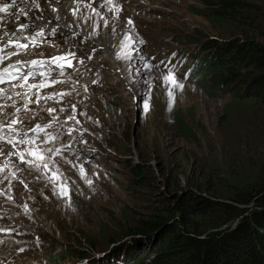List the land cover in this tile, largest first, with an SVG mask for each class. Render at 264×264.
Returning <instances> with one entry per match:
<instances>
[{
  "label": "rangeland",
  "instance_id": "1",
  "mask_svg": "<svg viewBox=\"0 0 264 264\" xmlns=\"http://www.w3.org/2000/svg\"><path fill=\"white\" fill-rule=\"evenodd\" d=\"M82 1L92 4L96 0ZM117 1V10L109 0L108 8L85 12L80 20L84 32L75 30L70 39L61 35L64 28H60L57 34L48 31L32 37L31 46L22 44L27 46L25 59H47L73 50L74 54L66 57L73 66L63 74L46 79L36 71L25 81L26 74L21 71L0 82V126L19 121L12 125L15 132L0 128V136L5 137L0 139V229L8 230L0 231V264H100L91 260L100 254L90 249L91 242L99 241V250H103L111 236H119L129 221L145 215L156 203L152 190L159 192L171 181L184 184L185 176H177L181 172L201 181L197 170L202 167L196 165L195 156L181 168L186 163L183 149L198 151L194 143L178 138L173 124L180 115L195 120L192 124L196 128L205 126L207 136L216 133L219 114L229 96L214 95L194 80L195 75L187 68L193 55L186 52L192 46L182 42L185 36L205 42V36H213L214 29L185 6L198 10L202 6L195 0ZM5 3L9 9L0 12L2 16L10 13L12 5L0 0V5ZM58 4L64 11L65 0H58ZM55 24L52 22L51 28ZM103 25L113 28L114 48L98 44L105 45ZM93 29L94 33L90 31ZM125 37H133L139 51H130ZM5 38L0 39V46L14 37ZM100 51L104 55L98 59ZM108 67L113 72L105 74ZM115 69L119 74L127 71L129 79L132 72V93L120 89ZM169 71L183 88L164 81ZM42 82L45 87H29ZM36 124L49 126L31 132ZM46 133L54 139L46 140ZM33 138L34 142L28 143ZM201 138L207 141L206 135ZM34 148L47 150V169L27 162L29 157L35 160L26 151ZM56 149L59 154L53 155ZM206 155L210 153L206 151ZM139 162L149 164L154 171L140 181L141 186L133 181L131 169ZM65 181L67 195H61L58 185ZM64 250L72 257L50 262ZM83 250L89 259L77 257Z\"/></svg>",
  "mask_w": 264,
  "mask_h": 264
},
{
  "label": "trees",
  "instance_id": "2",
  "mask_svg": "<svg viewBox=\"0 0 264 264\" xmlns=\"http://www.w3.org/2000/svg\"><path fill=\"white\" fill-rule=\"evenodd\" d=\"M195 1L202 6L198 10L185 6L204 17L214 35L205 42L183 38L184 46H192L186 48L193 55L188 72L207 91L229 96L213 137L205 126L194 127L193 119L178 115L173 124L178 138L198 151L183 149L181 168L195 156L201 181L181 172L177 176H185L184 184L171 181L152 190L156 203L145 215L111 236L105 249L91 242L90 249L100 253L94 262L264 264V0ZM133 165L138 186L149 171L154 174L149 164ZM70 253L64 250L50 262L69 259ZM76 255L89 259L84 250Z\"/></svg>",
  "mask_w": 264,
  "mask_h": 264
},
{
  "label": "bare ground",
  "instance_id": "3",
  "mask_svg": "<svg viewBox=\"0 0 264 264\" xmlns=\"http://www.w3.org/2000/svg\"><path fill=\"white\" fill-rule=\"evenodd\" d=\"M8 1L11 2L12 4L10 7V13L7 16H2V14H0V39L5 37L6 38L14 37L12 39L16 41L18 37H21L22 38L21 42L16 41L21 45L23 43L28 42L25 40L24 38L25 36L23 35L34 37L37 36L38 33L40 35H43L45 33H48V31H51V33L55 32L57 34L58 32H56V30H61L60 28H64L61 35L67 39H70L71 36L74 34V32H76L75 30H81V32H84L83 27L85 26L80 23V20L82 21L85 12L102 11L108 8V2H109V0H96L92 4H86L82 0H65L66 7L64 8V11H60L58 9L60 7V5L58 4V0H35V4H38V7L34 6L33 0H15V2L14 0H8ZM112 1H113V3L111 2L112 7L115 10H117V6L119 5V2L117 0H112ZM99 16L102 21H105V16L103 14ZM52 22L56 23L55 24L56 27L52 26L51 28L50 24ZM62 22H64L67 25V27ZM21 24L27 25V27L21 28L20 27ZM102 30H103L102 39L105 45H102L103 43L100 42L97 43L105 47L106 49L113 47L112 44L114 43V39H113L114 34H113L112 26L103 25ZM90 31L94 33L96 30L93 29ZM61 35L60 37H62ZM87 35L88 34H86V36ZM90 36L93 38V35ZM12 39H8L6 41H10ZM87 40L89 39L86 38L85 41ZM134 41L135 40L133 37L129 38L128 40L126 39L124 40V42L127 44L128 49L132 52L136 50L139 51L138 49H136V44L134 43ZM0 42H2V40H0ZM16 48L17 47L15 43L7 42L6 45L3 44L2 46H0V57H6L8 55H11L9 61H11L13 58L24 59L25 56H23V53L24 51L27 50V46L25 45V47L21 49L18 48L16 49ZM14 51L16 52L12 53ZM4 61L5 58H0L1 66L6 63ZM131 73L129 74H130V79L132 80ZM11 146L14 147L13 145ZM29 158L26 159H28V161L33 160V158L30 159Z\"/></svg>",
  "mask_w": 264,
  "mask_h": 264
},
{
  "label": "snow or ice",
  "instance_id": "4",
  "mask_svg": "<svg viewBox=\"0 0 264 264\" xmlns=\"http://www.w3.org/2000/svg\"><path fill=\"white\" fill-rule=\"evenodd\" d=\"M14 2H15V0H14ZM33 4H34V6L38 7V4H35V0H33ZM8 9H9V5L8 4L5 3L3 5H0V12H7ZM129 23H131V21H129ZM20 27L21 28H26L27 25L21 24ZM125 39L128 40L129 37H125ZM140 42L143 43V41H140ZM9 43H15L16 47L18 49H21V48L25 47L24 45H21L18 42H16L14 39L10 40ZM10 54H12V53H10ZM0 58H6V57H0ZM50 59H51L52 63L63 62V63L69 64V66L71 64V62L69 60H67L66 57H64V56L52 57ZM31 63L33 65L43 64L44 61L33 60ZM17 64H19V62H17ZM60 66L62 67L63 64H61ZM145 67H148V65H145ZM13 68H17V66L16 65H9L7 68L3 69L2 72H0V82H2L5 79L6 75H7V78H9V79L13 78L9 74V70L13 69ZM17 71H18V68H17ZM31 75H33V73H29L27 76H25L24 80L26 81L28 79V76H31ZM42 75H43V73H42ZM163 79H164V81L166 83H169L170 85H174L177 88H183V85L176 81V79L174 78V75H173V73L171 71H169L168 74L163 77ZM53 83H55V81H53ZM45 86H46V83H43V82L40 85H29V87H37V88L45 87ZM168 95H169V98L171 100V97H172V91L171 90L168 92ZM145 108H147V102L145 103ZM49 111H54V110L53 109H49ZM16 123H19V121L14 119L11 122V124L0 126V128L7 127L8 129H10L11 132H15V128H13L12 125H14ZM48 126L49 125H44L43 127H41V126L37 125L34 129H30V131H37V132L38 131H43V129L47 128ZM69 131H71V129H69ZM45 136H46V140L54 139V137L51 134H47L46 133ZM0 139H5V137L0 136ZM34 139L35 138H33L32 140H28V143H30V144L33 143ZM7 142L10 143V144L13 143L12 138H7ZM26 151L28 152L29 156H32V157L35 158L34 161L33 160L27 161L29 164H34L37 167L41 166V164H42V166L45 169H47L49 167V162H48V160L46 159V157L44 155V151H47V150H41L39 148H34V149H28ZM59 151H60L59 149H56L55 152L53 153V155L59 154ZM20 159L21 160L24 159L23 154H20ZM80 174H81L82 177L84 176V170H83L82 167L80 168ZM86 182L91 184L90 180H87ZM58 187L61 190V195H67V182L66 181L64 183L59 184ZM0 231H8V230L7 229H0Z\"/></svg>",
  "mask_w": 264,
  "mask_h": 264
},
{
  "label": "clouds",
  "instance_id": "5",
  "mask_svg": "<svg viewBox=\"0 0 264 264\" xmlns=\"http://www.w3.org/2000/svg\"><path fill=\"white\" fill-rule=\"evenodd\" d=\"M161 68H162V67H161ZM163 69H165V68H163ZM116 71L118 72V70L115 69L114 74H117ZM106 72L111 73V72H113V70H112L111 67H108L107 71H105V74H106ZM125 72H127V71H125ZM125 72L120 73V74H119V72H118V74H119V77H118L119 80H118V81H120V78H121L122 75H125ZM127 74H128V72H127ZM104 76L107 77L106 75H104ZM114 84H116V83L114 82ZM130 85H131V86H130L131 88H129V89H130L131 91H128V92H126V93H129V92L132 93V92L134 91V85L132 84L131 81H130Z\"/></svg>",
  "mask_w": 264,
  "mask_h": 264
}]
</instances>
